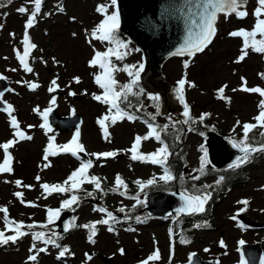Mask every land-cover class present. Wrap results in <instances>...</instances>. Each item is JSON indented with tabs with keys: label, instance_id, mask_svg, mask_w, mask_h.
Masks as SVG:
<instances>
[{
	"label": "rangeland",
	"instance_id": "rangeland-1",
	"mask_svg": "<svg viewBox=\"0 0 264 264\" xmlns=\"http://www.w3.org/2000/svg\"><path fill=\"white\" fill-rule=\"evenodd\" d=\"M108 2L109 0H46L42 5L37 25L29 30L33 42L38 45V49L33 52L35 59L30 61L34 68V73L31 74L23 72L13 50L20 49L22 51L21 41L27 19V15L19 13L17 9L25 6L31 10L32 5L28 3V0H13L11 4L5 2L7 6L0 8V24L4 25L0 29V74L8 77L6 81L9 88L15 90L14 92L6 91L4 99L14 105L16 109L14 114L21 122V127L33 136L31 141L20 142L13 148L14 172L0 175V206H8L12 219L22 220L26 224L33 221L44 222L46 220L45 206L53 207L58 200L55 196H51L47 200L43 199L39 184L46 181L48 183L61 182L69 172L79 165L70 155L60 154L50 158L52 167L46 169L43 167L46 163L43 160V149L48 143V138L44 131L38 127L42 120L33 109L37 105L41 109L48 107L52 95L57 97V105L54 109L59 115L66 116L71 110L81 113L83 117V124L80 128L81 141L87 152L128 149L137 134L144 135L147 132V128L139 121L118 122L109 128L111 133V143H109L103 138V132L97 123L100 106L97 101L91 98V93L100 92L93 78V74L98 69L89 67L88 61L93 55V46L96 49L104 50L107 45L95 40L89 44L87 39H90L88 33L103 19V16L96 12L97 6ZM254 3L255 0H248L247 10H250ZM58 6H62L64 12H60ZM113 10L115 9H109L110 12ZM248 12L250 14L248 18L239 20L232 16L229 22H224V17L221 15L218 33L213 43L203 53L190 59L187 69H184L183 62L188 60V57H172L162 65L166 82H169L174 88L185 72L187 79L195 83L196 87L194 88L186 86V99L195 116L211 113L206 118L208 127L218 130L222 135H234L235 138L242 135V129L239 127L233 131L236 121L254 123L252 118L258 114L257 105L261 98L258 94L245 93L240 90L233 92L232 89L240 88L241 77L248 81L249 87H264V79L258 75L264 72V54L253 53L249 50V57L243 62L236 63L235 60L240 55L242 39L228 35L230 31L241 27L248 30L252 28L254 17L251 16L252 11ZM5 13L6 15H4ZM45 13H50V15H44ZM72 17H75V20L71 19ZM10 33L15 35L11 36ZM72 33H76V36L74 37ZM129 48L130 54L125 61L118 62V64L138 65L142 63L141 54L135 51L130 43ZM53 57L61 63H54ZM43 61H47V63L45 64ZM12 68H16L17 71H10L9 69ZM56 76H59L58 84L61 94L47 91L50 81ZM75 76L81 78L80 84L72 82V78ZM117 78L121 82L129 79L125 73H118ZM19 80L36 81L41 84V87L33 92L26 86L17 84L16 81ZM225 84L228 85L225 95L231 98L230 103L217 98V90ZM85 90L88 95L83 94ZM69 91H75L77 95L69 96ZM147 93L152 92L147 91ZM172 94L175 97V94ZM172 94L169 93V97H172ZM143 99L147 112L154 113L155 109L151 107V102L147 100L146 95ZM167 101L168 104H173L174 100ZM168 108L161 110L162 115L157 117L158 122H168ZM179 111L181 112L180 106ZM28 125L37 127L28 128ZM12 132L13 130L9 126V117L0 112V143L11 139ZM74 133L75 131L72 133L51 132L48 135H55L56 143L64 144L71 139ZM204 140V133L201 135V133L188 131L186 135L188 149L185 161L188 169L187 178L190 181H192L191 175L198 174L194 172V169L199 168L200 157L204 155L200 151L201 147L204 148ZM155 148L154 142L149 140L143 142L141 151L147 153ZM120 155L121 157L117 160L97 161V166L92 170L94 174L106 178L103 180L106 194H98L104 201L103 207L110 208L114 213L122 206L132 210L135 204L134 200L109 191L117 173L128 183L130 196L138 192L134 183L136 179L147 180L153 175L150 164L131 161L130 153L121 152ZM2 160L3 152L0 150V162ZM244 172L247 173V180L244 183L237 184L221 198L217 196L216 199L211 200L207 205L206 213L201 214L193 226L192 223L185 225V231L189 230L185 234H190L188 237L191 240L190 244H180L178 229L172 230L174 234L173 252L169 249L170 228L167 224L170 220L166 222L159 219L158 221L148 220L144 223H137L135 219H131L130 224H117L116 231L112 233L107 231L106 226L98 225L99 231L95 237L94 245L87 240V230L77 228L74 232L69 233L62 242V246L69 247V254L58 259L56 249L53 246H48L49 251L41 253L36 264H83L89 262L85 258L86 252L112 258L110 263H105L97 257L90 261V264H140V261L146 259L156 248L161 251L162 259L158 262H150V264H169L170 254L172 264H183L188 261L192 252L203 260H219L220 264H238L240 256L237 246L241 239L246 243L258 244L264 250V190L261 188L264 186V159L256 162L255 165L246 166ZM37 175L42 178L40 182L35 179ZM17 179L23 180V184L34 185V188H18L14 183ZM203 179V184L209 182L208 179ZM4 181L9 182L5 183ZM189 184L201 186L200 183L189 182ZM84 187L88 190L92 189L91 185ZM16 191H23L26 201H34L40 207L32 208L21 204L14 196ZM143 194L141 193L140 197ZM245 198L250 200V205L241 214L246 215L256 224V227L252 229L241 228L236 221L231 219L238 209L244 207L237 202ZM94 206H101L97 197L96 199L89 198L78 206L74 211L77 224H85L103 218L104 214L93 211ZM2 216L3 213H0V218ZM197 223L201 225L207 223L208 226L195 228L194 225ZM129 227L136 231H126L125 229ZM3 228V221L0 219V230ZM221 239L225 241L226 248L220 247ZM32 243L31 237L27 236L17 244L0 247V264H32L27 260V257L33 254L29 251ZM40 245L37 242V247ZM120 248L125 250V255H120ZM206 248L210 251L205 252ZM225 253L227 254L225 255Z\"/></svg>",
	"mask_w": 264,
	"mask_h": 264
},
{
	"label": "snow or ice",
	"instance_id": "snow-or-ice-1",
	"mask_svg": "<svg viewBox=\"0 0 264 264\" xmlns=\"http://www.w3.org/2000/svg\"><path fill=\"white\" fill-rule=\"evenodd\" d=\"M13 0H7V4H11ZM46 0H28V3L32 5L31 10L28 7L21 6L17 11L21 14H26L27 19L24 24V33L22 43V51L20 49H14L15 58L19 63L20 68L24 73H34V68L31 66L30 61L34 60L33 52L38 49V45L33 42L29 30L33 29L38 23V17L41 15L42 5H44ZM248 0H183V4L177 9L180 16L184 21L185 35L183 37L182 43L170 53L173 57H188V60L183 62L184 69H187L190 64V59L195 58L197 54L203 53L214 41L218 33V24L220 22V16L223 15L224 22H229L230 18L234 16L239 20H244L249 17V12L247 11ZM7 5L0 0V8L6 7ZM117 0H109L108 3L100 4L96 8V12L103 16L101 22L93 27V29L88 33L90 39H87L89 44L92 41H99L107 45L105 50L96 49L93 46V55L88 61V65L91 68H96L98 71L93 74L94 83L100 90L99 93H91V98L94 101L101 103L106 106V112L100 118L97 119V123L103 132V138L105 141L111 143V133L109 131L110 126H115L118 122H123L125 120L129 122H135L140 119L136 113L145 111L146 106L140 102V97L145 96L148 101L151 102V107L155 109L153 112H148L147 117L143 122L147 126V132L144 135L137 134L134 137L131 147L128 149H117L111 151L102 152H87L85 145L81 141V129L79 126L76 127L75 133L71 139L64 144L56 143L55 135H48L53 132V128L49 123V116L51 115L53 108L57 105V97L55 95L51 96L49 101V106L41 109L38 105L33 109V111L40 116L42 123L38 125L42 129L48 138V143L43 149V160L46 162L43 167L49 168L53 165L50 162L51 157H56L60 154H71V156L79 160V165L76 167L62 182L58 183H48L43 182L39 184L41 192V197L47 200L53 195L65 196L62 199L59 207H47L46 220L44 222L33 221L32 223H25L24 221H17L10 218L9 209L7 206H0V213H3L2 221L4 228L0 230V247L9 246L10 244H17L24 237L31 236L33 241L29 251L30 254L27 257L29 262L36 264L38 257L41 253H47L49 251L48 246H53L57 249H62L58 253V259L64 258L70 253V249L67 246H62L58 243V237L55 232L51 234L46 233V229H50V226L55 224L56 221L60 220L61 215L65 211H75L82 201L86 198L96 199V194L100 193L102 195L106 194L105 188L103 187L102 178L93 173V169L97 166V161H107L109 159H115L121 152L130 153V159L133 162H140L145 164H151L158 166L162 169V174L159 176L153 175L147 180L136 179L134 181L138 188V192L135 195H129V185L125 179L117 173L114 179V184L109 189L110 192L118 194L121 197H126L135 201L133 208L137 205H144L145 200L140 197L141 193L146 195V190L155 187L159 184L169 185L172 182L179 179L181 183L184 181V176L179 177L174 174L173 166L170 158L174 155L172 147L169 142H167V137L171 134L170 129L175 132H180L181 130L177 128V124L183 125H195L197 123L203 122L208 118L211 113H202L198 118L192 115V109L190 104L186 99V86L189 88L196 87L195 83L187 79V73L182 76L181 79L177 81L176 87L174 89L175 100L183 107V120H175L172 114L167 115V123L163 125L157 123V117L162 115L161 112V95L153 93H145L144 87L141 85V74L145 70L143 63L137 64H118L117 62L125 61L126 57L130 54L129 42L120 38V13L116 8ZM60 12H64L62 6H58ZM115 9L109 11V9ZM6 15V13L4 14ZM44 15H50V13H45ZM251 16L254 17V24L250 30L245 28H239L232 30L228 33L230 37L241 38L242 46L240 49V55L236 58L235 62H243L247 57H249L250 52L257 54H264V0H256V6L254 7ZM71 19L75 20V17ZM4 27L0 24V29ZM154 26L149 24V28ZM87 32V30H86ZM14 36V33H10ZM75 37L76 33H72ZM139 51V49H135ZM7 59V57H5ZM45 64L47 61H43ZM53 62L60 64L61 62L53 57ZM10 71H17L16 68L9 69ZM118 73H125L129 78L127 82H121L117 78ZM261 79H264V72L258 74ZM8 77L0 74V81H6ZM59 76H56L50 81V86L47 91L49 93H55L60 89L58 84ZM242 84L239 89L233 88L232 91L237 90L243 91L250 94H258L261 98L257 105L258 114L252 119L253 122H241L236 121V125L233 128L235 131L236 127L242 129V135L238 139H231L230 143L234 149H237L240 155H237L234 161L228 164L229 170L241 169L242 166L251 163L257 155L264 154V87L261 86H248V81L241 77ZM72 82L75 84H80L81 78L75 76L72 78ZM17 84H22L26 86L30 91H37L41 84L36 81L29 80H19L16 81ZM228 87L227 84L222 85L217 90V98L227 102H231V98L225 95V90ZM7 92H14L12 88L6 89ZM85 95H88L87 90L84 91ZM69 96H76L75 91H69ZM5 92L0 91V112L6 113L9 117V126L13 130L12 138L6 142L0 143V150L3 152V160L0 162V175L2 174H12L14 172L13 161L14 157L12 152L18 143L23 141H31L33 136L28 134L22 127L21 122L18 120L17 116L14 114L16 109L14 105L4 99ZM75 114V110H73ZM37 127L36 125H28V128ZM189 131H194L195 129L189 127ZM257 130H259L257 132ZM203 135V133H201ZM258 137V138H257ZM154 140L160 146L154 151L149 153H144L141 151L143 142ZM180 140V135L175 136V141ZM200 151L204 153L200 157V165L198 169H194V172L198 173L196 175H191L190 179L192 181H200L201 177L206 174V169L210 165L211 161L208 159L207 151L203 147ZM81 154H85L88 159H83ZM37 182L41 181V176L37 175L35 177ZM225 176L221 175L219 179L215 181L214 185L203 184L197 186L196 184H191L190 187H185L184 190L179 192V199L181 204L175 209V215L180 216H198L206 213L207 205L213 198V191H215L216 186H219L224 182ZM8 183L9 181H4ZM15 185L23 187L25 189H32L34 185L23 184L19 179L14 181ZM85 185H91L92 190L85 188ZM264 190V186H261ZM83 193V195H81ZM173 195H176L174 192ZM14 196L19 200V202L26 207H40L34 201H26L23 191L14 192ZM243 205L238 209L237 213L231 217L232 220L236 221L237 217L245 212L250 205V200L245 198L237 202ZM75 206V207H74ZM93 211L104 214L103 218L97 219L95 221L77 224V217L73 216L70 220L64 223V231L68 232L70 229L83 228L88 232L87 240L91 244H95V237L98 234V225L107 226V231L112 233L116 231V225L127 220L132 219V217L126 213V207H119L116 209L119 213H125L123 217H118L113 211L109 210L107 207L94 206ZM171 215V214H170ZM137 223H144L145 220L140 216L134 218ZM207 223L201 225L197 223L194 225L195 228L207 227ZM241 228L245 226L240 224ZM41 229L37 231L36 229ZM126 231H136V229L129 227L125 229ZM11 233V234H8ZM169 235L172 236V230H169ZM37 242L42 243L43 247H37ZM179 243L182 245H187L191 243V240L181 235L179 237ZM238 251L240 253V258L238 264H249V260L246 258L243 251L245 241L241 239L239 242ZM221 248H226L227 245L223 239L219 241ZM205 252H209L210 249H204ZM120 255H125V250L123 248L119 249ZM227 253H225L226 255ZM196 253H191L188 257V264H195L194 258ZM251 255V254H250ZM87 261H92L93 256L85 253ZM162 259L161 251L156 248L146 259L140 261V264H150V262H158ZM172 256L170 254L169 264H171ZM215 264H220L219 260L215 261ZM259 264H264V255L259 259Z\"/></svg>",
	"mask_w": 264,
	"mask_h": 264
},
{
	"label": "water",
	"instance_id": "water-1",
	"mask_svg": "<svg viewBox=\"0 0 264 264\" xmlns=\"http://www.w3.org/2000/svg\"><path fill=\"white\" fill-rule=\"evenodd\" d=\"M183 4V0H117V9L120 13L119 31L126 36L139 51L142 52L145 70L142 74L149 75L145 78L148 85L153 91L166 97L172 89L165 82L161 72V66L170 55L183 41L185 35L184 21L177 9ZM256 6V0L253 7L247 11H253ZM149 24L153 28H149ZM8 88L6 81H0V91H6ZM172 94V93H171ZM173 104L179 111L178 102L172 97ZM3 105H0L2 107ZM172 104H167L171 107ZM172 111V110H171ZM175 118L182 119V116L174 113ZM49 123L53 129L58 131H67L73 127L80 126L81 116L76 113L69 117H60L55 110L49 116ZM206 149L210 165L214 167H225L232 163L237 155L238 150H234L231 143L226 139L208 132L206 136ZM233 150V151H232ZM176 195H173V193ZM169 193H150L144 196L145 209L151 216L165 217L175 212L180 206L179 192ZM69 214L62 213L60 220L56 221L59 233L64 231V223L68 221ZM245 220V219H244ZM246 221V220H245ZM243 251L249 264H259V259L263 255L262 249L256 245H244ZM251 254V255H250ZM195 263H200V259L195 257Z\"/></svg>",
	"mask_w": 264,
	"mask_h": 264
},
{
	"label": "trees",
	"instance_id": "trees-1",
	"mask_svg": "<svg viewBox=\"0 0 264 264\" xmlns=\"http://www.w3.org/2000/svg\"><path fill=\"white\" fill-rule=\"evenodd\" d=\"M3 2H7V0H3ZM121 38V37H120ZM140 102L143 103V96L140 97ZM104 106V105H103ZM147 111L145 109V111L136 113V115H138L140 117V121L145 124L143 121L145 119H148L147 117ZM193 115V114H192ZM158 123V122H157ZM164 123L167 122H163V123H159L161 125H163ZM203 123H206V120L203 121ZM146 125V124H145ZM186 127L189 129V127L194 128V132L199 133V132H205L207 130V127L202 126L201 122L197 123L195 125H186ZM177 128L180 129V132H175L173 130L170 129V135L167 137V142L170 143L172 150L174 152V155L170 158L172 166H173V170H174V174H176L178 177L180 175H185V159H186V151L188 149L187 145H186V133L184 131V128L179 126L177 124ZM176 135H180V140L177 142L175 141V136ZM240 170L241 169H236V170H224V171H211V170H206V177H208V175H214L213 177L217 176V175H223L225 176V180L224 182H222V184L219 186V189H223L225 186H231L232 184H236L239 181H242L244 178L243 176L240 175ZM159 171L162 173V169L159 167ZM214 185V184H212ZM185 187H190V184L188 183V181L184 178L183 183H181V181L179 179H177L176 181L172 182L169 185H163L162 183L155 186V187H151L149 189H147L146 191H153V190H164V191H169V190H184ZM214 194L215 191H214Z\"/></svg>",
	"mask_w": 264,
	"mask_h": 264
}]
</instances>
